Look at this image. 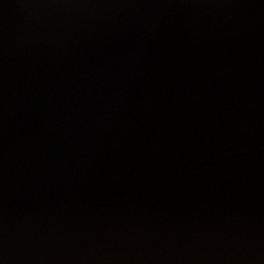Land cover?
Instances as JSON below:
<instances>
[{
  "label": "water",
  "instance_id": "obj_1",
  "mask_svg": "<svg viewBox=\"0 0 264 264\" xmlns=\"http://www.w3.org/2000/svg\"><path fill=\"white\" fill-rule=\"evenodd\" d=\"M0 264H264V0H0Z\"/></svg>",
  "mask_w": 264,
  "mask_h": 264
}]
</instances>
